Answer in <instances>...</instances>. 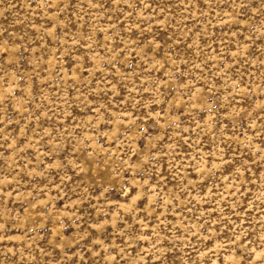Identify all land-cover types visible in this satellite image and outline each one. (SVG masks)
<instances>
[{
  "label": "rangeland",
  "instance_id": "rangeland-1",
  "mask_svg": "<svg viewBox=\"0 0 264 264\" xmlns=\"http://www.w3.org/2000/svg\"><path fill=\"white\" fill-rule=\"evenodd\" d=\"M0 264H264V0H0Z\"/></svg>",
  "mask_w": 264,
  "mask_h": 264
}]
</instances>
